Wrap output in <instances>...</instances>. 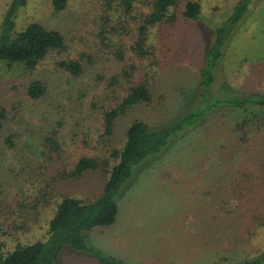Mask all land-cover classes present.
<instances>
[{
    "label": "rangeland",
    "instance_id": "rangeland-1",
    "mask_svg": "<svg viewBox=\"0 0 264 264\" xmlns=\"http://www.w3.org/2000/svg\"><path fill=\"white\" fill-rule=\"evenodd\" d=\"M7 1L0 0V19ZM235 1L199 0L196 20L179 19L171 27L162 23L150 28V46L157 65L150 104H135L119 116L108 142L98 140L97 134L100 110L108 104L111 90L120 95L130 81L137 82L146 76V71H151L144 68L145 60L129 47L135 27L130 25L126 33H121L124 63L131 64L133 69L128 80L118 75L113 85H108L107 80L110 75L118 74L121 65L107 52L102 55L103 60H95L76 78L55 66V60L64 54L62 51L47 54L31 71L0 62V103L7 108L9 116L0 128L1 200L15 204L20 187L31 188L29 180L24 179L31 172H27L28 167L21 170L18 160L29 158L32 173H36L38 179L45 169V173H50L51 166L60 165L62 161L70 162L82 153L98 154L113 145L118 146L126 123L133 117L154 125L171 121L179 113L180 103L197 98L194 90L203 51L212 39L213 27L231 14ZM99 6L100 0H66L63 9L54 10L51 0H26L13 16L14 26L18 28L37 20L63 33L70 55L78 50L92 52L91 45H98L93 32L97 27ZM135 9L145 11L146 7L137 1ZM32 78L40 79L45 87L37 99L25 93V86ZM250 91L264 93V0H249L246 12L226 38L214 65L213 80L206 87L207 102ZM215 111L218 110L215 108ZM216 114L212 111L199 124L171 135L161 151L147 155L143 162L135 165L121 185L115 223L87 230L86 243L104 253H113L128 264H213L219 255H225V251H219L217 239L211 236L212 228L206 225L208 206L202 190L208 178L223 173L215 170L237 166L241 159H235L237 153L235 158L232 156V144L224 137L225 127L230 122L225 116L227 112ZM56 119L61 121L57 137L62 147V161L48 160L44 168L42 146L26 136V127L31 124L39 130L49 129L56 126ZM8 137L13 139V146L7 144ZM37 182H41V178ZM101 183L98 171H90L76 180L59 182L56 191L86 199L99 191ZM9 208L0 210L1 228L7 224L5 228L9 229L11 221L19 219L17 212L8 215ZM8 216L10 218H6ZM42 219L43 216L37 214L36 223L21 231L22 234L20 231L0 232L4 248L11 247L15 240L37 237ZM239 245L249 256L254 254L255 248H264L263 229L259 227ZM217 249L219 254H216ZM230 253L231 258L243 256L237 247L231 248ZM58 264L96 263L88 254L71 251L64 245Z\"/></svg>",
    "mask_w": 264,
    "mask_h": 264
},
{
    "label": "trees",
    "instance_id": "trees-1",
    "mask_svg": "<svg viewBox=\"0 0 264 264\" xmlns=\"http://www.w3.org/2000/svg\"><path fill=\"white\" fill-rule=\"evenodd\" d=\"M137 1L146 7L145 11L135 9ZM248 1L236 0L231 14L213 27L212 39L203 51L202 62L197 69L199 78L194 90L197 98L189 103H180L179 113L166 124L154 125L143 118L133 117L126 123L123 140L118 146H111L106 153V150L98 154L82 153L70 162L60 159L59 119L55 120L56 126L49 129L42 127L39 130L31 124L26 127V136L42 146L43 167L46 168V161L54 158L60 159L62 164L51 166L50 173H45L46 169L40 171L42 183H38L40 178L32 173L29 158L18 160L21 170L28 167L27 172H31L24 176L31 188L20 187L15 204L0 198V210L10 206L8 215L13 212L19 215V219L11 221L8 230L6 224L0 227V232H24L36 223L37 214L43 216L42 225L37 237L15 240L11 247L4 248L0 238V264H58L59 252L64 245L71 251L88 254L96 264H128L113 253H104L87 244L85 232L93 227L113 225L117 218L121 185L129 178L133 167L143 162L147 155L161 151L171 135L181 133L187 126L199 124L212 111L215 114L227 112L225 116L230 122L225 127L224 137L232 144V156L235 158L237 153L239 155L235 159H241L237 166L215 170L223 173L208 178L202 190L208 206L206 225L212 228L211 236L217 239L219 251H225V255H219L213 264L262 263L264 248H255L254 254L249 256L239 243L252 237L259 227L264 232V194L260 193H264V93H234L207 102L206 92V87L213 80L214 65L221 55L222 46L235 23L246 12ZM25 2L8 0L0 19V62L7 66L18 65L25 71H31L47 54L62 51L64 54L55 60V66L76 78L84 74L95 60H103L102 55L107 52L121 65L118 74L109 76L107 84H116L118 75L128 80L133 67L124 63L121 33L130 25L135 27L129 47L136 56L145 60L144 68H151V71H146V76L137 82L130 81L120 95L111 90L108 104L100 110L97 134L98 140L106 142L119 116L135 104H150L151 84L157 66L150 46V28L162 23L171 27L179 19L183 22L196 20L200 11L199 0H100L97 27L93 32L98 45H91L94 52L78 50L70 55L63 33L55 27L31 20L15 28L13 16ZM51 5L54 10H61L66 6V0H51ZM44 91V84L37 78L30 79L25 86V93L31 99L39 98ZM8 117L7 108L0 103V128ZM6 141L13 146V139L8 137ZM232 156L228 155L229 158ZM90 171H98L102 183L99 191L89 198L56 191L59 182L76 180ZM234 247L243 256L231 258L230 250ZM216 254H219L218 249Z\"/></svg>",
    "mask_w": 264,
    "mask_h": 264
}]
</instances>
